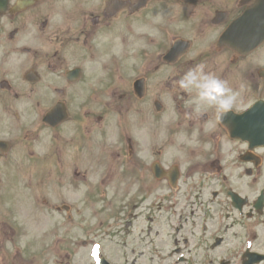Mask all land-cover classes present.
Returning <instances> with one entry per match:
<instances>
[{"label": "rangeland", "instance_id": "1", "mask_svg": "<svg viewBox=\"0 0 264 264\" xmlns=\"http://www.w3.org/2000/svg\"><path fill=\"white\" fill-rule=\"evenodd\" d=\"M199 41H196L195 44H198ZM168 104V103H166ZM139 106H134L132 109V113H135L137 108ZM3 106H0V135L6 136L7 135V129L8 126H6V120L7 116L3 112ZM171 110L166 112V115L164 116V120L160 121H151L152 125L150 128H147L146 122L143 120H137V121H131L130 118H127L126 116L123 118L119 114V116H116L112 113H106L103 114V117L105 120H107L103 124V128H105L103 133L97 132L95 137V143L97 146L106 145L107 147H111L112 150H115L117 147L118 138H117V130L120 131L122 129H125L126 126L130 129L131 132L134 133L135 137L137 138V149L139 151V157L141 160H145V162H148L149 159L152 158V155L150 154L152 152V147H159L160 146V137L159 133L162 131L163 123L169 121L171 119ZM94 115H97L95 113ZM142 117V115H139ZM126 120V122H125ZM67 124H63V127ZM67 127V126H66ZM94 129H99L98 125L94 127ZM148 130H152V132H148ZM164 132V131H163ZM158 138H157V136ZM62 136L65 138H61V144L64 148V151L62 153H59L61 155L56 154L53 157L54 160L61 158L65 159L68 163V166L70 170L68 169L67 172L63 175H59L60 173L57 172L56 168L54 170V166L52 165V154L51 151L46 150L43 152V149L38 147L37 151L39 154L38 161H24L21 152L15 151L14 145H12V142H15V140H11V148L10 152H14L12 163L10 164H3L0 165V173L7 177L5 181V199L6 202L2 206L4 207L3 210H0V228L2 225L6 224L8 225V221H14L16 224L21 223L22 233H18V231L14 232V235L18 238L22 245H25L27 256L29 255V250L32 248V241H33V231H30V228H35L36 230H39V232L46 226V223L44 221L38 220L40 217H36L30 210V203L27 199V195L25 193V186H26V177H30V175L33 176L35 179L37 175H40L42 171L44 170L46 173L49 172L51 178L54 179V185H46L41 184V191L44 194V197L51 200V196L54 193L55 190V196H56V202L60 203H66L72 207V209H75L78 214L76 217V221L74 222L72 228L68 227L67 230L70 232V235L72 236V240H74L79 234L86 237L88 235L98 234L99 236H102L105 238L108 242V245L110 248L112 247L110 254L113 259L119 260V256H116L113 252V244L111 243V240H115L114 237H110V226H111V213H112V200H111V194L112 191H114V188L117 185V182H121V177L118 175L113 181L112 187L109 186L108 192L106 195L96 196L95 200H84L82 196H79L83 192V187L79 190H74L78 188L82 183L79 182L78 185L73 187V185H69V178L71 176V170H73V166L79 167V169L85 173H87L88 180L95 181L96 177L98 176V173L101 172V169H94L90 166V154L86 153V149L82 146V140L81 137L78 135L77 132H68V135L65 136V132H62ZM71 139L70 143L74 144V147L71 149H66L65 143L68 142V140ZM60 147V148H62ZM55 148H57L55 146ZM14 150V151H13ZM63 150V149H62ZM169 150V149H168ZM16 152V153H15ZM105 161H111V160H105ZM59 165V163H57ZM45 169H49L45 170ZM54 172V174H53ZM61 176L58 177L57 175ZM23 185V186H22ZM78 186V187H77ZM73 188V190H72ZM117 188V187H116ZM154 196L158 194V192L153 193ZM116 199L120 202H122L121 196H117ZM52 201V200H51ZM104 210L102 215L97 216L95 218L96 211ZM3 213L8 215V219L6 217H3ZM82 215V217H80ZM94 226H96V221L99 218H103L104 222L96 227L95 229H90L86 233H84V230L86 227H88L91 222L94 220ZM82 220H84L82 222ZM12 224V223H10ZM9 224V225H10ZM40 226H42L40 228ZM75 228L79 231L76 232ZM5 229H7L5 227ZM8 230V229H7ZM155 238H160L163 234L166 233L165 229H163L161 226H158L156 228ZM21 232V230H20ZM35 234V232H34ZM74 234V235H73ZM13 236L9 235L7 239H12ZM224 246H226V240L224 243ZM73 247V246H72ZM73 249L76 252V260L78 264H87L88 260L82 258V252H86L87 250L81 248V247H73ZM139 250H134V255L137 257H142L143 252L138 254ZM146 264L145 257H142L139 262Z\"/></svg>", "mask_w": 264, "mask_h": 264}, {"label": "flooded vegetation", "instance_id": "2", "mask_svg": "<svg viewBox=\"0 0 264 264\" xmlns=\"http://www.w3.org/2000/svg\"><path fill=\"white\" fill-rule=\"evenodd\" d=\"M156 3L164 2L165 0H151ZM149 2V3H150ZM136 0H129V5L133 6ZM148 3V4H149ZM15 1H10L6 11L0 12V56L12 57L18 64L24 73H28L32 80L31 90H34L35 96L41 94H49L50 87L53 84H60V91H63V95L47 96V103L52 105L58 101L64 102V95L67 93V89L75 87V85L81 83L84 79L82 72V65L78 61V57L75 55V44L85 35H95L102 28V26H109L114 22L115 18L123 10H113L116 7V3L112 4L111 0H90L86 5H79V0H73L72 5H65L64 9L60 11L58 6L59 1H34L33 5L26 7L24 10L31 15V27H29L21 36L22 26L25 24L18 18L17 13L13 11L12 6ZM146 5V7L148 6ZM226 0L213 2L212 4L201 3L196 5V12L198 9H212L211 16L208 18V22L212 20L216 12L222 11L224 13L222 23L226 25ZM52 11H57L58 14H63L68 20H75L78 17V24L73 27H66L65 24H61L58 29L50 30V14ZM24 12V13H25ZM134 14L128 11L127 22L132 26ZM203 17L202 19H204ZM221 24V23H220ZM157 25H161L157 24ZM156 25V26H157ZM37 30L43 34V39L47 40V43L51 46L48 50L41 51L35 48L26 46L27 43L24 40H33L39 36ZM150 36V35H149ZM148 37V36H147ZM146 37V38H147ZM70 48H73L72 52ZM133 51V49H132ZM80 69L77 82L68 80L67 73L72 69ZM89 70L93 71L95 66L90 65ZM166 65H158L155 69H163L161 74H151L150 71L145 74L147 82L151 77L156 82L161 83L166 80ZM175 70L169 75V78L178 80L187 69L182 65L174 66ZM130 75L135 71V66L130 65ZM92 73L86 75L85 81H92L94 79ZM13 81L18 85H23V80L20 77L13 75ZM264 81V80H261ZM3 85L0 80V88ZM264 87V86H262ZM264 88H262V95L264 98ZM0 93V98L2 97ZM64 97V98H63ZM42 100V98H40ZM257 228H260L259 232H254L253 238L259 242L264 239V216L255 220Z\"/></svg>", "mask_w": 264, "mask_h": 264}, {"label": "clouds", "instance_id": "3", "mask_svg": "<svg viewBox=\"0 0 264 264\" xmlns=\"http://www.w3.org/2000/svg\"><path fill=\"white\" fill-rule=\"evenodd\" d=\"M206 68L207 65L203 62L195 64L178 80H174L172 86L190 96L187 106L191 113L199 117L207 109H212L219 120L237 103L240 93L233 90L226 80L206 71Z\"/></svg>", "mask_w": 264, "mask_h": 264}]
</instances>
